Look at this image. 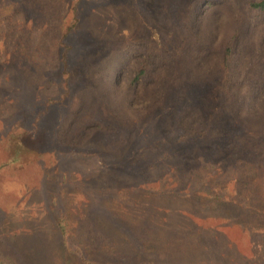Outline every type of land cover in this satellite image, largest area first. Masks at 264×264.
<instances>
[{
    "label": "rangeland",
    "instance_id": "obj_1",
    "mask_svg": "<svg viewBox=\"0 0 264 264\" xmlns=\"http://www.w3.org/2000/svg\"><path fill=\"white\" fill-rule=\"evenodd\" d=\"M201 1L24 0L27 20L43 26L37 61L0 59V264H264V223L251 235L227 213L243 192L264 202V88L254 90L264 42L256 56L253 31L241 28L227 71L231 1L206 0L199 17ZM72 2L63 68L54 42ZM147 45L157 54L133 82ZM228 77L240 81L238 117L222 107ZM20 120L15 131L34 138L8 161L6 137ZM197 123H209L204 141L153 148Z\"/></svg>",
    "mask_w": 264,
    "mask_h": 264
},
{
    "label": "trees",
    "instance_id": "obj_2",
    "mask_svg": "<svg viewBox=\"0 0 264 264\" xmlns=\"http://www.w3.org/2000/svg\"><path fill=\"white\" fill-rule=\"evenodd\" d=\"M211 1V0H210ZM206 0H202L199 4L198 9H195V14H198L200 17L201 13L209 11L211 7V2ZM232 4V17H233V31L231 35H229L222 46V62L224 67H227V71L230 70V62H232L233 58V48L235 41L238 37L240 29L243 28L253 31V46L256 51V56H260L262 52V44L264 42V0H230ZM77 2H72L68 4V8L66 12L71 10L72 16L71 19H66L62 16V24H61V37L57 39L54 43L57 44L56 47V57L59 58L60 66L65 68L68 65V51L72 47L71 44L65 39V36L70 33L71 29L76 26L78 21ZM26 4L24 0H0V59H4L5 55L9 52L15 54L16 57L20 58L26 64L31 63L32 61L38 60V54L40 52L38 46V35L42 31V20L37 17L36 19H30L29 22L25 15ZM196 17L193 16V19ZM192 22V26H193ZM191 25H188L187 30L195 35ZM70 31V32H69ZM188 32V33H189ZM180 45H173L172 48L167 49L170 57H177L180 54ZM157 54V50L150 45L145 47V56L144 59L138 62V64L133 68L135 70V74L133 77V82L139 80L145 73L149 71L152 64L153 56ZM117 71L113 69H106L103 77L105 81L110 76H113L111 80V84L113 86L116 85L117 80ZM106 83V82H105ZM232 84L231 92L228 90ZM240 84V81H231L230 78H225L222 82V107L233 117H238V107L236 106V93L235 89ZM166 88V87H165ZM260 88H264V79L259 82L254 90L257 92ZM69 92L68 82L65 83V94ZM231 93V94H230ZM259 100V99H258ZM257 97H255L252 101L248 103V111L251 112L252 109H257L259 107ZM128 103V100L125 101ZM255 102V103H254ZM246 119H244L245 121ZM23 121L20 120L19 124L13 128V131L10 132L6 137L7 149H8V161L22 155L30 150V147L25 145L24 140L30 139L29 133L26 129H21V131H15L17 127L22 126ZM249 124V120H246ZM251 123V122H250ZM209 123H197L191 126L182 127L177 132L172 135L167 136L166 139L158 138L153 144V148L164 149L166 147L173 146L174 150H178V147L188 145L189 143L201 142L204 138L210 137L211 130L208 126ZM259 129V133L264 135V124ZM258 126V127H259ZM248 137V134L242 133V138ZM31 138L32 137L31 135ZM168 144V145H167ZM32 148V147H31ZM34 152L38 154L39 150L32 149ZM172 155V149H171ZM255 168H258V163ZM246 196L244 192L241 193L240 197L237 196L236 200L231 201L232 209L227 208L228 215L231 218H235L240 220L242 224H245V227L249 230V234L256 233V230L261 229V226L264 225H256L257 223H264V202L263 206H256L253 202L258 203L257 198L255 196L249 197L252 195L251 192L247 191ZM220 195L214 197V201H218ZM213 201V202H214ZM243 201L240 206L234 202ZM257 218V219H256ZM254 219L251 222H247ZM87 262V263H86ZM86 264H94L91 261L85 259Z\"/></svg>",
    "mask_w": 264,
    "mask_h": 264
}]
</instances>
